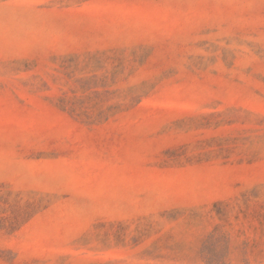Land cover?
Segmentation results:
<instances>
[{"label":"rangeland","instance_id":"1","mask_svg":"<svg viewBox=\"0 0 264 264\" xmlns=\"http://www.w3.org/2000/svg\"><path fill=\"white\" fill-rule=\"evenodd\" d=\"M0 264H264V0H0Z\"/></svg>","mask_w":264,"mask_h":264}]
</instances>
